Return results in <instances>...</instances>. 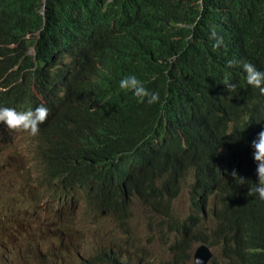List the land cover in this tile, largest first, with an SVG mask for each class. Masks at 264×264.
Instances as JSON below:
<instances>
[{"label":"clouds","instance_id":"obj_1","mask_svg":"<svg viewBox=\"0 0 264 264\" xmlns=\"http://www.w3.org/2000/svg\"><path fill=\"white\" fill-rule=\"evenodd\" d=\"M20 8L25 10L7 16L0 7V99L7 97L6 89L19 90L24 85L29 88L26 94H17V109L13 108L12 101L0 103V165L7 178L0 181L3 189L0 206L7 212L0 213V223L3 220L16 221L0 228V264H23L21 253L27 242L31 241L33 232L40 233V236L44 234L46 238H38L35 244L49 249L51 254L55 242L49 236L54 234L66 238L67 245L74 247L77 254L91 264H144L126 257L114 244L107 247L100 245L99 249L88 255L82 252L84 243L77 218L80 215L92 217V225H98L101 231L99 237L93 236L92 239L98 237L102 244L108 242L107 224L101 222L99 218L102 217L95 215L99 207L94 202L93 191L78 184L74 176L76 161L84 148L76 116L84 106L88 88L86 82L91 79L88 56L95 45L92 43L85 47L80 43L105 35H111L117 40L130 25V20L125 14L110 10L106 3L92 5L73 0H28ZM206 46L216 47V51L209 53L211 58L208 66L197 68L190 60L184 61L180 71L172 70L170 101L166 102V95L163 94L160 104L145 113L146 130L151 123L155 124L153 131L157 133V141L149 144L147 137H144L146 143L143 148L124 146L125 153L131 151L134 158L149 160L153 154L182 155L186 152L176 142V130L184 109H175V104L179 98L178 102L188 107L198 105L197 98L192 96L190 90L184 92V88L197 89L206 82L205 86L211 88L213 82H208L211 77L210 64L218 65L217 72L244 78V97L255 99L259 105L264 104V22L241 25L217 17L206 24L186 23L179 43L160 53L150 73L164 67L167 60L177 58L182 48L196 53L207 49ZM177 73H182L183 77L179 79ZM104 74L101 81L110 98L126 96L127 92L138 103L151 105L160 99L159 93L150 91L135 74L122 76L118 80L117 90L105 86ZM151 78L155 79V75ZM219 86L223 93L228 89H237L231 82ZM216 98L221 111L214 112L218 119L213 123L230 125L227 116L232 111L236 116L241 115L234 112L239 107L235 105L232 109L229 95L216 94ZM263 122L261 118L256 123L261 125ZM156 142V149L150 151ZM222 148L223 153H226L228 148ZM251 148L252 151L243 157L244 163L235 167H247L252 174L256 172L257 181L251 183L248 193L264 201V128L252 141ZM70 168L71 172L65 177L59 176ZM28 173H31L30 178L26 177ZM231 175L236 176L235 170ZM210 178L211 193L206 197H195L192 203L199 217H189L197 221L202 230L206 229L202 218L206 213L205 208L207 212L213 210L222 196V187L219 189L214 184L217 181L213 177V170ZM172 186L171 183L164 190L153 193L158 197L156 205L147 195H131L118 217L125 216L129 210L131 215L135 205L154 213L157 205H164L165 200L168 201L172 195ZM243 197L244 194L235 196L233 205H240ZM82 203L95 205L88 206L85 211L79 207ZM31 207L48 210L47 219L34 223L37 229L21 225L23 221L29 222L26 216L31 213ZM164 208L160 207L161 210ZM50 211L56 216L52 223L46 222L50 219ZM166 216H170V213ZM254 217H264V208L254 211ZM231 221L223 227L210 220L212 236L222 247V264H264L262 222L259 224L261 226L248 223L245 213L232 216ZM245 228L249 229L247 234H244ZM68 231L76 237H68ZM183 243L178 241L174 245L176 247L171 249H179ZM203 245L206 246L204 243L197 246L201 249ZM31 254L27 253L29 260ZM207 254L212 256L207 264H212L214 256L211 249ZM191 260L194 264L201 263L194 253L189 256L179 250L168 264H190Z\"/></svg>","mask_w":264,"mask_h":264},{"label":"trees","instance_id":"obj_2","mask_svg":"<svg viewBox=\"0 0 264 264\" xmlns=\"http://www.w3.org/2000/svg\"><path fill=\"white\" fill-rule=\"evenodd\" d=\"M73 1L92 5L106 3L110 10L123 13L130 20V25L119 35L117 40L111 41L109 40L110 35H105L103 38L84 41L85 47L88 40H91L95 45L91 48L88 56L91 79L86 83L88 88L84 106L76 116V123L82 131L84 148L75 164V180L78 184L93 191L94 202L100 212L105 215H119L131 195H147L154 204H157L158 197L153 193L160 192L169 186L186 166L195 161H202L199 158L202 150L188 149L182 155L158 153L153 154L149 160H144L141 157L134 158L131 151L125 153L123 147L136 145L143 148L146 143L144 137L148 138L150 128L146 130L145 113L151 107L160 104L163 94L166 95V102L170 101L168 99L172 93L173 68L180 66L186 60H190L197 68H205L210 62L209 53L211 52L208 51V46H206L207 49L196 53L182 48L178 52L177 58L167 60L164 67L150 73L156 58L160 53H164L179 43L186 23L206 24L213 22L217 17L241 25L264 22V0ZM27 2L28 0H0V7L4 14L9 16L18 11H24L25 8L20 7L25 6ZM36 32L38 31L36 30ZM218 69L217 65L216 73H218ZM163 72L164 74H162ZM209 73H211L210 66ZM103 74L104 84L110 90L119 89L118 80L122 76L135 74L150 91H157L160 99L151 105L138 103L127 92H125L126 96L110 98L101 81ZM153 75H155V79L151 78ZM208 82H211L210 79ZM206 84L207 82L204 85ZM219 85H221L220 81L213 82L211 89L221 91ZM188 90L194 97V92L198 88H184V92H189ZM23 92L25 89L21 87L18 93ZM243 98H245L244 94ZM231 106L232 109L235 106L232 101ZM257 106H262L261 111H264V104H257ZM220 111L217 99V103L210 110L213 120L218 119L215 118L214 112ZM150 116L152 117L153 114L150 113ZM179 122V128L183 134L195 139L198 143L209 134H218L230 143L243 139L248 133L256 132L254 126L249 128L229 127L223 122L205 123V120L200 117L196 121L188 118ZM202 149L205 152H211V149L204 143ZM214 170L220 179L215 178V180L221 181L230 190H247L251 183L249 169L235 167L228 156L218 160L214 164ZM233 170H235L236 176L231 175ZM231 198L236 199L235 197ZM226 211L230 213L231 208ZM245 214L249 223L248 217L250 215L254 217V211ZM231 217L229 218L231 219ZM54 220H56V216L53 211H50V219L46 222L52 223ZM260 222L258 221L255 225H259ZM5 223L7 222L3 220V223H0V228H4ZM23 223L30 224L27 221H23ZM38 238L45 239L46 237L44 234L40 236V233L33 232L31 234V241L27 242L21 253L23 264H49L50 262L57 264L49 259L33 262L29 260L27 253L36 254L41 248L35 244ZM49 238L55 242L52 251L55 257L57 254H68L71 256L73 264H91L81 258L74 247L67 245L66 238L54 234Z\"/></svg>","mask_w":264,"mask_h":264},{"label":"rangeland","instance_id":"obj_3","mask_svg":"<svg viewBox=\"0 0 264 264\" xmlns=\"http://www.w3.org/2000/svg\"><path fill=\"white\" fill-rule=\"evenodd\" d=\"M168 175V173H166ZM31 213L26 218L31 223H36L48 218L47 209L30 208ZM207 212V209L205 208ZM170 216L162 213H150L141 206H133V211L127 223L117 226L111 223L109 218L102 219L106 223L108 242L100 243L98 237L101 234L98 225H92V221L82 215L77 218L78 228L82 230V239L91 236V232L99 234L96 238L83 245L82 252L86 255L93 253L99 246L117 245L121 253L126 257L144 264H168L176 252L182 250L184 254L192 256L193 250L200 243L208 246L214 256L212 264H222L223 254L220 242L212 236L209 225L210 219H204V228L201 229L198 222L189 219L196 217L197 211L189 198L183 193L175 201L169 203ZM199 217V216H197ZM84 227L85 229H82ZM94 229L96 231H94ZM84 233V236H83ZM184 242L179 249L176 243ZM95 243V244H92ZM147 253V254H145ZM64 258L63 260L57 259ZM50 259L58 264H71V259L66 254L53 256L51 251L41 248L37 254H31V261ZM190 264H194L191 260Z\"/></svg>","mask_w":264,"mask_h":264},{"label":"bare ground","instance_id":"obj_4","mask_svg":"<svg viewBox=\"0 0 264 264\" xmlns=\"http://www.w3.org/2000/svg\"><path fill=\"white\" fill-rule=\"evenodd\" d=\"M109 39H110L111 41H113V40L115 39V37H113V36L110 35ZM99 42H100V41H99ZM77 43H80V42L77 41ZM80 44H82L83 46L85 45L84 42H82V43H80ZM89 44H92V41H91V40H88V42H86V47H87ZM218 74H219L221 77L227 75L226 72L221 73L220 71L218 72ZM224 81H226V80H224ZM86 83H88V82H86ZM20 88H21V87H20ZM66 93H67V91L64 92V94H66ZM207 139H208V138H207ZM207 139H206V141H207ZM206 143H207V142H206ZM210 143H211V142H209V144H210ZM239 186H240V185H239ZM239 186H238V187H239ZM82 229H85V228L82 227ZM229 234H231V233H229ZM97 235H99V234H95V233L91 232V236L85 238V239L83 240V243L85 244V243L89 242L93 236H97ZM67 236H68V237H76V236H74V234H72L70 231L67 232ZM77 236H78V235H77ZM248 244H249V242L246 243V245H248ZM66 251H67V250H66ZM207 251H208V253H209V252H210V249H208ZM145 254H147V253H145ZM57 259H59V260H63L64 258L58 257ZM49 264H52V262H50Z\"/></svg>","mask_w":264,"mask_h":264},{"label":"water","instance_id":"obj_5","mask_svg":"<svg viewBox=\"0 0 264 264\" xmlns=\"http://www.w3.org/2000/svg\"><path fill=\"white\" fill-rule=\"evenodd\" d=\"M201 252V249H197L196 250V253H195V256L199 259V261L201 262L200 264H204L205 261H206V258L205 257H200L199 256V253Z\"/></svg>","mask_w":264,"mask_h":264}]
</instances>
